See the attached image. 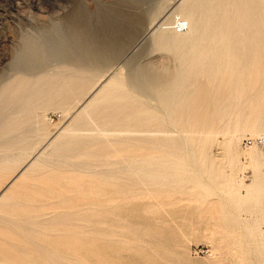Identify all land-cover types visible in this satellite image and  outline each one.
Instances as JSON below:
<instances>
[{
    "label": "bare ground",
    "instance_id": "bare-ground-1",
    "mask_svg": "<svg viewBox=\"0 0 264 264\" xmlns=\"http://www.w3.org/2000/svg\"><path fill=\"white\" fill-rule=\"evenodd\" d=\"M149 1L119 0L96 12L79 2L43 33L22 39L12 73L0 87V169L21 166L0 191V221L7 229L0 230V247L20 248L17 235L46 223L47 202L19 199L39 170L99 173L108 181L124 180L131 190L142 176L168 183L172 160H180L192 137L181 134L214 133L212 124L234 109L235 128L264 135V0H159L154 6ZM170 18L182 20L185 29L168 26ZM145 38L162 59L141 64L145 46L128 54L133 42ZM50 108L65 110L68 122L52 134L45 120ZM235 136L228 150H238ZM106 141L121 146L119 158L110 155ZM141 149L159 152L139 155ZM256 153L254 148L251 155ZM53 173L43 191L54 200L61 177ZM229 174L234 181L241 173L232 167ZM254 187L235 182L232 193L239 202L254 204L260 200ZM12 206L15 212L8 211ZM99 219L78 211L54 219L57 227L33 243L32 263L8 264H76L83 259L82 233L99 229ZM177 245V256L185 261L186 242Z\"/></svg>",
    "mask_w": 264,
    "mask_h": 264
},
{
    "label": "rangeland",
    "instance_id": "rangeland-1",
    "mask_svg": "<svg viewBox=\"0 0 264 264\" xmlns=\"http://www.w3.org/2000/svg\"><path fill=\"white\" fill-rule=\"evenodd\" d=\"M117 1L0 0V87L12 73L11 64L19 55L17 50L24 37L43 33L79 2L88 10L96 12L100 6ZM168 1L165 0V3ZM158 2L150 0L147 5L154 6ZM170 21L176 22L173 18ZM173 23L167 25L175 26ZM149 43L148 38L139 45L133 42L128 54L145 46L147 50L139 56L141 64L162 59L160 50L151 48ZM121 68H116V71L123 76L124 69ZM66 114L61 108H50L45 112L48 134L68 124L65 122ZM238 116L234 109L227 114V118L214 122V133H192L193 137L191 133L183 132V137H192L180 150V160H172L175 166L171 168L168 183H150L151 176H142L137 180L139 185H132L133 189L130 190L124 180L108 181L99 173L56 168L37 171L33 183L20 190L19 199L20 203L30 200L36 203L37 200L38 205L40 201L45 206L47 202L43 208L49 213L45 215L47 219L45 216L37 218L41 221L46 219V223L37 225L31 232L17 235V241L22 243L20 248L11 249L8 245H2L0 248L4 255H0V264L17 260L32 263L30 254L35 250L33 243L49 234L51 229L57 227L55 220L65 214L70 215L71 211L87 216L98 214L102 222L99 229L88 228L82 233L85 239L83 259L76 264H264V145L255 142L261 137L259 133L248 130L242 132L241 128H235ZM235 130L238 132L235 133ZM107 134L117 136L116 132ZM233 135H236L233 137L235 140L239 138L238 150H228V141ZM171 136L178 137V134L174 132ZM249 138L253 142L246 145L245 140ZM104 143L110 155L120 157L121 146L117 142ZM254 148L257 153L252 156ZM137 152L140 155L159 151L141 149ZM182 157L187 160H181ZM243 166L244 170L240 171ZM20 167L17 163L11 168L0 169V191ZM232 167L236 168L237 174L241 173L237 175V181L229 177ZM58 171H61L60 174ZM52 173L54 177L62 179L61 185L53 190L57 197L54 200L48 198V191H43L47 188L44 185L53 183ZM235 182L244 188L246 185H255L253 190L260 200L254 204L239 202L232 193ZM122 188H126L125 193L121 192ZM242 190L245 195V189ZM40 194L42 197L38 196ZM249 208L254 209L253 214L248 211ZM10 210L16 211L14 206L8 208ZM2 227L4 225L0 221V230ZM50 237L54 239L58 236ZM183 241L189 254L185 261L177 256V244Z\"/></svg>",
    "mask_w": 264,
    "mask_h": 264
},
{
    "label": "built area",
    "instance_id": "built-area-1",
    "mask_svg": "<svg viewBox=\"0 0 264 264\" xmlns=\"http://www.w3.org/2000/svg\"><path fill=\"white\" fill-rule=\"evenodd\" d=\"M175 28L177 31L184 30L185 29V23L179 19L175 22ZM252 142H253V139H251V138L245 140L246 145H249ZM255 142H258L261 145H264V136H261L260 138L255 139Z\"/></svg>",
    "mask_w": 264,
    "mask_h": 264
}]
</instances>
